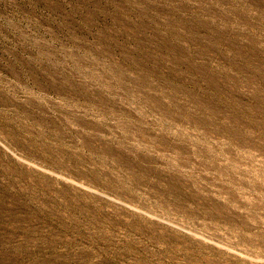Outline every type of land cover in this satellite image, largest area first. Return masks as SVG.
I'll return each instance as SVG.
<instances>
[{
  "label": "rangeland",
  "instance_id": "1",
  "mask_svg": "<svg viewBox=\"0 0 264 264\" xmlns=\"http://www.w3.org/2000/svg\"><path fill=\"white\" fill-rule=\"evenodd\" d=\"M0 264H264V0H0Z\"/></svg>",
  "mask_w": 264,
  "mask_h": 264
}]
</instances>
